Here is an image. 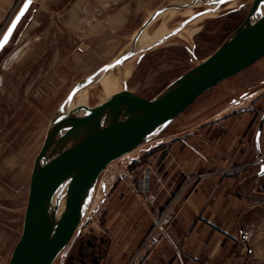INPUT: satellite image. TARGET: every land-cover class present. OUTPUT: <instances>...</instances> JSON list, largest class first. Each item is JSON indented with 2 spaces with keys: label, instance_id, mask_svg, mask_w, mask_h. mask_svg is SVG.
<instances>
[{
  "label": "rangeland",
  "instance_id": "374dc122",
  "mask_svg": "<svg viewBox=\"0 0 264 264\" xmlns=\"http://www.w3.org/2000/svg\"><path fill=\"white\" fill-rule=\"evenodd\" d=\"M25 1H14L7 27L0 31V40ZM33 1L10 44L0 53V264H8L21 237L34 161L43 146L48 126L64 100L81 80L125 54L152 15L169 5L189 0H116L119 6L93 9L94 15L98 14L103 23L88 40L74 38L67 61L59 56L55 61L57 41L51 38L50 25L41 23L48 20L49 14ZM234 1V9H226L227 4H223L205 15L204 11L211 5L193 6L196 14H203L185 26L189 29L200 27L193 38L178 37L184 27L158 47L146 50L142 57V53L136 54L113 70L118 77L110 82L104 95L100 76L85 87L89 93V106L124 90L147 99L157 96L173 80L215 52L244 21L253 0ZM185 10L171 8L164 11L140 37L146 43H152L158 34L168 32V35L187 20L182 16ZM263 72L264 58L199 97L132 156L113 162L110 169L133 174V178L118 179L110 190H106L107 197L102 203H99V197L96 198L97 187L79 232L54 264H69L71 259L95 254L101 258V264H142L159 240L167 235L169 225L159 229L155 221L168 207L176 212L173 202L184 185L181 182L185 179L186 183L192 177L184 178L172 157L170 160L162 158L161 150L165 146L160 143L176 132L182 121L198 110L208 97L228 86H243L250 79H261ZM225 95L222 92V96ZM148 172L150 192L158 195L154 205L144 204L143 194H139V179ZM107 175L104 173L99 179ZM116 210L127 211L122 227L124 232L119 238L122 244L116 241L118 236L112 231L110 222L112 211ZM131 239L135 244L128 246L126 241Z\"/></svg>",
  "mask_w": 264,
  "mask_h": 264
},
{
  "label": "crops",
  "instance_id": "0c3cea01",
  "mask_svg": "<svg viewBox=\"0 0 264 264\" xmlns=\"http://www.w3.org/2000/svg\"><path fill=\"white\" fill-rule=\"evenodd\" d=\"M14 1L0 0V31ZM33 2L49 14L41 23L50 25L51 38L57 41L55 61L57 56L67 61L74 38L85 41L98 31L103 22L93 9L119 6L116 0ZM199 30L196 27L184 39L193 38ZM110 85L104 87L103 95ZM244 85H231L208 97L160 143L165 146L162 158L172 157L183 177H192L181 182L184 185L173 202L176 213L166 237L142 264H264V126L257 143L264 115V75ZM112 212V231L122 244L119 238L127 211ZM126 242L135 244L132 239ZM69 264H101V258L82 255Z\"/></svg>",
  "mask_w": 264,
  "mask_h": 264
},
{
  "label": "water",
  "instance_id": "95a60500",
  "mask_svg": "<svg viewBox=\"0 0 264 264\" xmlns=\"http://www.w3.org/2000/svg\"><path fill=\"white\" fill-rule=\"evenodd\" d=\"M32 1L26 0L10 23L0 40V53ZM197 1L219 7L234 0ZM190 6L193 4H173L157 11L142 26L125 54L81 80L64 100L35 158L22 234L8 264H54L79 232L99 178L109 165L150 143L199 97L264 58V0H253L244 21L215 52L173 80L154 98L147 99L124 90L95 106L82 105L65 110L66 104L98 76L114 70L138 53H142V57L146 50L162 44L202 14L188 18L156 44L136 49L141 34L160 14L171 8ZM10 29L14 30L9 33ZM5 36L9 37L7 42ZM263 126L264 115L257 135L258 144ZM98 194L99 203L104 202L107 197L105 183Z\"/></svg>",
  "mask_w": 264,
  "mask_h": 264
},
{
  "label": "bare ground",
  "instance_id": "6f19581e",
  "mask_svg": "<svg viewBox=\"0 0 264 264\" xmlns=\"http://www.w3.org/2000/svg\"><path fill=\"white\" fill-rule=\"evenodd\" d=\"M200 3L202 4L203 2L202 1H195V0H189L188 2H184V3H177L176 5H188V4H193V6H198L200 5ZM227 6H226V9H234L236 7V1H231V2H228L226 3ZM193 6H190L188 7V9H186L183 13H182V16H184L185 18H190V17H193L196 13L195 11L193 10ZM217 7L216 4L215 5H212L211 8H215ZM211 8H208V10H210ZM225 9V10H226ZM209 12V11H208ZM204 15L207 14V12L203 13ZM201 14V15H203ZM182 18V17H181ZM197 19V18H196ZM194 26V25H193ZM190 28V27H189ZM186 28L182 31V32H179L178 33V37L184 39L185 35L187 33H189L191 30L194 31L195 28ZM168 32L166 33H162V34H158L157 37H155L152 41V43H146L142 37L139 38L138 42H137V50H141V49H145V48H148L154 44H156L159 40H161L164 36L167 35ZM178 40V39H177ZM185 40V39H184ZM183 40V41H184ZM177 43V42H176ZM159 46V45H158ZM156 46V47H158ZM117 68V67H116ZM103 75V76H102ZM102 78H101V86H102V90H104V87L107 85L108 82H112L115 78V75H114V71H109L105 74H101L100 75ZM98 76L97 79L100 77ZM114 76V77H113ZM113 78V79H112ZM96 79V80H97ZM96 80H94L92 83L96 82ZM90 85V84H89ZM100 86V87H101ZM115 96V95H114ZM113 97V96H112ZM110 97V98H112ZM88 101H89V93H88V89L87 88H83L82 90H80L73 98L72 102L70 103H67L66 106H65V110L68 111V110H72L78 106H82V105H89L88 104ZM139 149V148H138ZM134 153V151L120 159H124L125 157L127 158L128 156L130 157L132 154ZM101 184L98 183L97 187L100 186ZM96 187V189H97ZM107 190V189H106ZM98 193V192H97ZM98 197L100 198L99 194L96 195V198L98 200ZM64 207V204H62V209ZM61 209V210H62Z\"/></svg>",
  "mask_w": 264,
  "mask_h": 264
},
{
  "label": "built area",
  "instance_id": "2783aa9c",
  "mask_svg": "<svg viewBox=\"0 0 264 264\" xmlns=\"http://www.w3.org/2000/svg\"><path fill=\"white\" fill-rule=\"evenodd\" d=\"M262 158L263 157H261L260 159H262ZM110 166L111 165H109L108 168L103 172V174L105 173L108 175L104 178L99 179V181H98V183H100L101 185L103 183H105L107 190H110L112 184H114L118 179L124 180L127 178H133V174L116 172L115 170L110 169ZM139 180H140L139 181V188H140L139 194L140 193L143 194L144 204L154 205L158 200V195L150 192V189H151L150 172H148V175L145 174ZM98 183H97V185H98ZM101 185L98 186L99 189L101 188ZM175 213L176 212L174 211L173 208L168 207V209L162 214V216L160 218H158L157 221H155L156 227L159 229H163L165 226L170 225L174 219Z\"/></svg>",
  "mask_w": 264,
  "mask_h": 264
},
{
  "label": "snow or ice",
  "instance_id": "6c2138e0",
  "mask_svg": "<svg viewBox=\"0 0 264 264\" xmlns=\"http://www.w3.org/2000/svg\"><path fill=\"white\" fill-rule=\"evenodd\" d=\"M12 30H14V29H10V30H9V33H10ZM8 38H9L8 36H5V37H4V41L7 42ZM0 47H2V45H0Z\"/></svg>",
  "mask_w": 264,
  "mask_h": 264
}]
</instances>
